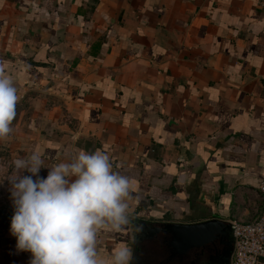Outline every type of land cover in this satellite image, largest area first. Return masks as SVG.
Listing matches in <instances>:
<instances>
[{
    "label": "crops",
    "instance_id": "1",
    "mask_svg": "<svg viewBox=\"0 0 264 264\" xmlns=\"http://www.w3.org/2000/svg\"><path fill=\"white\" fill-rule=\"evenodd\" d=\"M0 67L20 96L13 160L38 153L46 178L99 149L130 179L129 223L98 233L100 258L134 257V220L231 222L259 202L264 0H0ZM30 259L0 236V264Z\"/></svg>",
    "mask_w": 264,
    "mask_h": 264
},
{
    "label": "clouds",
    "instance_id": "2",
    "mask_svg": "<svg viewBox=\"0 0 264 264\" xmlns=\"http://www.w3.org/2000/svg\"><path fill=\"white\" fill-rule=\"evenodd\" d=\"M19 100L13 78L0 67V141L13 132ZM43 167L33 153L16 158L7 176L15 209L10 232L16 249L31 253L29 264H131L128 246L108 259L98 254V233L127 225L132 199L130 179L113 171L109 155L77 150L68 162L48 167L46 178L38 175ZM25 170L31 175H22Z\"/></svg>",
    "mask_w": 264,
    "mask_h": 264
},
{
    "label": "water",
    "instance_id": "3",
    "mask_svg": "<svg viewBox=\"0 0 264 264\" xmlns=\"http://www.w3.org/2000/svg\"><path fill=\"white\" fill-rule=\"evenodd\" d=\"M133 242L136 251L131 264L141 259V245L145 244L148 258L159 239L169 241L173 255H188L193 251H214L210 264H231L235 237L230 222L213 218L195 223L149 222L134 220L131 224ZM141 229V230H140ZM141 244V245H140ZM161 262L160 264H163Z\"/></svg>",
    "mask_w": 264,
    "mask_h": 264
},
{
    "label": "built area",
    "instance_id": "4",
    "mask_svg": "<svg viewBox=\"0 0 264 264\" xmlns=\"http://www.w3.org/2000/svg\"><path fill=\"white\" fill-rule=\"evenodd\" d=\"M258 189L259 202L249 216L230 222L235 237L231 264H264V179Z\"/></svg>",
    "mask_w": 264,
    "mask_h": 264
},
{
    "label": "rangeland",
    "instance_id": "5",
    "mask_svg": "<svg viewBox=\"0 0 264 264\" xmlns=\"http://www.w3.org/2000/svg\"><path fill=\"white\" fill-rule=\"evenodd\" d=\"M17 122L16 116L12 126ZM7 141L8 139L0 141V236L5 235L10 230L11 220L15 212L10 192L11 183L7 179V176L12 172L15 156L11 155L9 147L6 146ZM22 175L25 174L22 173Z\"/></svg>",
    "mask_w": 264,
    "mask_h": 264
},
{
    "label": "flooded vegetation",
    "instance_id": "6",
    "mask_svg": "<svg viewBox=\"0 0 264 264\" xmlns=\"http://www.w3.org/2000/svg\"><path fill=\"white\" fill-rule=\"evenodd\" d=\"M158 245L153 250V256L148 258L146 245H141V259L137 264H210L211 258L215 256L214 251H193L188 255H173L169 249V241L165 242L163 238L159 239Z\"/></svg>",
    "mask_w": 264,
    "mask_h": 264
}]
</instances>
